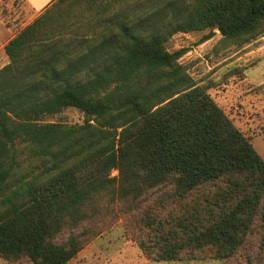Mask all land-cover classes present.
<instances>
[{
  "label": "trees",
  "instance_id": "obj_1",
  "mask_svg": "<svg viewBox=\"0 0 264 264\" xmlns=\"http://www.w3.org/2000/svg\"><path fill=\"white\" fill-rule=\"evenodd\" d=\"M70 4L86 5L85 35L62 37L49 9L3 47L0 257L70 264L99 234L89 224L129 202L153 261L264 243V160L178 63L185 50L166 48L177 34L263 35L264 0ZM67 108L83 123L44 121Z\"/></svg>",
  "mask_w": 264,
  "mask_h": 264
},
{
  "label": "rangeland",
  "instance_id": "obj_2",
  "mask_svg": "<svg viewBox=\"0 0 264 264\" xmlns=\"http://www.w3.org/2000/svg\"><path fill=\"white\" fill-rule=\"evenodd\" d=\"M50 14L56 17L54 22L57 26H68L62 29V37H69L75 29H78L79 35L86 34L89 13L85 4L76 6L66 0L51 8ZM32 19L24 4L15 0L4 1L0 4V36L4 27H16L19 31ZM207 33L177 34L167 42L166 48L170 52L185 50L178 63L185 67L196 86L208 87L207 93L213 101L264 160V34L254 38L226 39L215 30L210 39L200 42ZM7 63L0 45V68ZM44 121L77 125L83 123L84 116L74 108H67L57 115L46 117ZM25 156L22 155L20 160ZM115 175L113 171L112 176ZM132 207L131 202L125 203L97 221L98 225L89 224L96 226L99 234L83 247L70 264H264V243H259L256 237L252 239L251 250L228 261H153L142 253L135 239L138 230L130 218ZM0 264L31 263L25 259L12 262L0 257Z\"/></svg>",
  "mask_w": 264,
  "mask_h": 264
},
{
  "label": "crops",
  "instance_id": "obj_3",
  "mask_svg": "<svg viewBox=\"0 0 264 264\" xmlns=\"http://www.w3.org/2000/svg\"><path fill=\"white\" fill-rule=\"evenodd\" d=\"M4 1L6 0H0V4L3 3ZM15 1H17L18 3H22L27 7L29 15L33 17V19L28 23L30 24L34 19H36L46 10L51 9L57 0H15ZM28 24H26L25 26H27ZM19 31L17 30L16 27L7 28V29L6 27H4V29L1 30L2 34L0 36L1 38L0 45H1L2 50H3L4 45L7 44V42L10 39H12Z\"/></svg>",
  "mask_w": 264,
  "mask_h": 264
}]
</instances>
